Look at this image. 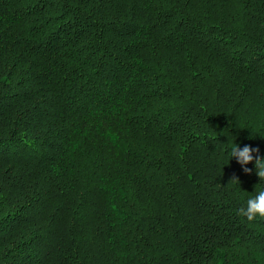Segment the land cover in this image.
<instances>
[{
  "label": "trees",
  "instance_id": "16d2710c",
  "mask_svg": "<svg viewBox=\"0 0 264 264\" xmlns=\"http://www.w3.org/2000/svg\"><path fill=\"white\" fill-rule=\"evenodd\" d=\"M235 143L264 0H0V264H264Z\"/></svg>",
  "mask_w": 264,
  "mask_h": 264
},
{
  "label": "clouds",
  "instance_id": "9594fccd",
  "mask_svg": "<svg viewBox=\"0 0 264 264\" xmlns=\"http://www.w3.org/2000/svg\"><path fill=\"white\" fill-rule=\"evenodd\" d=\"M259 147H252L251 145L245 144L241 148L238 144L230 149V159L235 158L241 165L244 173H251L252 168H248L249 163H254L256 175L260 180L264 179V157L260 154ZM239 181L238 178L233 177ZM238 216L246 218L247 221L253 222L258 217L264 219V189L257 190L256 194L246 200L244 206L237 209Z\"/></svg>",
  "mask_w": 264,
  "mask_h": 264
}]
</instances>
